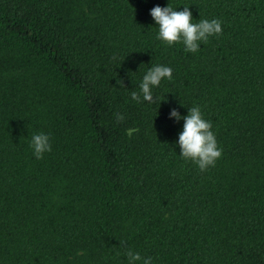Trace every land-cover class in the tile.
<instances>
[{
    "label": "trees",
    "instance_id": "16d2710c",
    "mask_svg": "<svg viewBox=\"0 0 264 264\" xmlns=\"http://www.w3.org/2000/svg\"><path fill=\"white\" fill-rule=\"evenodd\" d=\"M168 4L222 32L195 53L168 45L150 15ZM157 65L172 78L156 103L132 100ZM192 107L222 149L204 171L169 118ZM129 250L264 264V0H0V264H129Z\"/></svg>",
    "mask_w": 264,
    "mask_h": 264
},
{
    "label": "clouds",
    "instance_id": "9594fccd",
    "mask_svg": "<svg viewBox=\"0 0 264 264\" xmlns=\"http://www.w3.org/2000/svg\"><path fill=\"white\" fill-rule=\"evenodd\" d=\"M150 15L159 28L158 39L170 46L182 42L185 45V51L188 52H197L199 42H206L209 36L218 35L222 32L221 21L217 19L210 21L205 19L193 23V16L188 6L183 7L182 11H176L169 4L163 8L157 5L150 10ZM171 78L172 69L170 67L157 65L150 68L143 76L140 93H131L132 100L141 102L142 95L143 101L150 104L156 103L153 88L159 86L163 79L170 80ZM169 118H174L176 121L183 119L184 121L183 130L177 141L180 147V155L195 162L201 171L214 166L216 160L222 155V149L218 147L216 137L211 131V122L203 118L200 108L188 109L187 115L183 117L173 108L169 112ZM124 119L123 114H116L118 123L123 122ZM136 131L138 129H129L128 135L131 136ZM30 147L37 159L43 158L44 153L51 151L49 135L43 132L34 134ZM126 254L129 258V264H135L142 259L139 253H134L131 250ZM143 264H151V257L144 258Z\"/></svg>",
    "mask_w": 264,
    "mask_h": 264
}]
</instances>
